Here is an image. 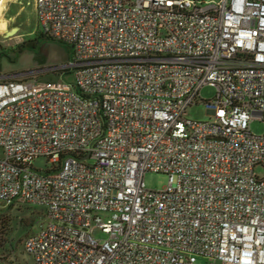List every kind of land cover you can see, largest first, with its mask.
<instances>
[{"label":"built area","instance_id":"built-area-1","mask_svg":"<svg viewBox=\"0 0 264 264\" xmlns=\"http://www.w3.org/2000/svg\"><path fill=\"white\" fill-rule=\"evenodd\" d=\"M35 5L74 77H0V203L46 207L35 264H264V0Z\"/></svg>","mask_w":264,"mask_h":264},{"label":"rangeland","instance_id":"rangeland-1","mask_svg":"<svg viewBox=\"0 0 264 264\" xmlns=\"http://www.w3.org/2000/svg\"><path fill=\"white\" fill-rule=\"evenodd\" d=\"M5 16L13 17L14 20L7 22L0 17V77H31L40 83L73 82V74L67 75L70 70L64 69L72 59V48L46 35L44 27L38 23L33 0H9ZM14 27H18L15 36L4 39L5 32H10ZM17 36L21 39H17ZM215 94L216 90L207 86L201 90L200 98L203 101L210 100ZM185 117L198 121H209L211 118L203 103L189 107ZM251 130L254 134H264V123L253 121ZM35 166L44 170L46 161L39 159L35 161ZM257 173L261 176L263 170L258 168ZM168 181V176L163 173L149 172L144 177L146 187L151 190L163 189ZM2 211L0 223L10 222L9 240L16 246H21L28 235L39 232L48 223L45 206L15 203L13 207H4ZM98 237L104 238L103 235ZM19 258L21 264H35L26 253ZM195 264L207 262L198 259Z\"/></svg>","mask_w":264,"mask_h":264},{"label":"trees","instance_id":"trees-1","mask_svg":"<svg viewBox=\"0 0 264 264\" xmlns=\"http://www.w3.org/2000/svg\"><path fill=\"white\" fill-rule=\"evenodd\" d=\"M70 72L67 73L69 75ZM14 205H4L0 203V219L3 216L2 210L4 207H13ZM0 258L6 262V264H21L20 263V256L26 253L27 255L31 256L25 249L24 242L26 240V237L23 241V244L21 246L13 245L12 242H10V235H11V226L10 222H2L0 223ZM32 257V256H31Z\"/></svg>","mask_w":264,"mask_h":264},{"label":"crops","instance_id":"crops-1","mask_svg":"<svg viewBox=\"0 0 264 264\" xmlns=\"http://www.w3.org/2000/svg\"><path fill=\"white\" fill-rule=\"evenodd\" d=\"M0 1H1V0H0ZM8 1H9V0H7L6 3H5V6H4V9H3V11H2L1 17H2L5 21H7V22H11V20H14V18H13V17H11V18H7V17L5 16ZM33 5H34L35 10H36L35 0H33ZM13 29L17 30L18 27H14ZM32 235H33V234H32ZM28 236H30V235H28Z\"/></svg>","mask_w":264,"mask_h":264},{"label":"water","instance_id":"water-1","mask_svg":"<svg viewBox=\"0 0 264 264\" xmlns=\"http://www.w3.org/2000/svg\"><path fill=\"white\" fill-rule=\"evenodd\" d=\"M16 31L17 30L12 29L10 32H5L6 33V36H4V38H8V37L13 36L16 33Z\"/></svg>","mask_w":264,"mask_h":264},{"label":"bare ground","instance_id":"bare-ground-1","mask_svg":"<svg viewBox=\"0 0 264 264\" xmlns=\"http://www.w3.org/2000/svg\"><path fill=\"white\" fill-rule=\"evenodd\" d=\"M6 1H7V0H1L0 17H1V14H2V11H3V9H4V6H5Z\"/></svg>","mask_w":264,"mask_h":264}]
</instances>
